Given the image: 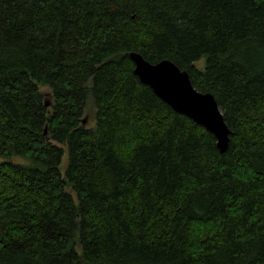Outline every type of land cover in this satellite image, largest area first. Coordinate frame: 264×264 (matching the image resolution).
Here are the masks:
<instances>
[{
    "label": "trees",
    "instance_id": "1",
    "mask_svg": "<svg viewBox=\"0 0 264 264\" xmlns=\"http://www.w3.org/2000/svg\"><path fill=\"white\" fill-rule=\"evenodd\" d=\"M131 51L214 96L223 152ZM12 154L32 165L0 161V264H264V0H0Z\"/></svg>",
    "mask_w": 264,
    "mask_h": 264
},
{
    "label": "water",
    "instance_id": "2",
    "mask_svg": "<svg viewBox=\"0 0 264 264\" xmlns=\"http://www.w3.org/2000/svg\"><path fill=\"white\" fill-rule=\"evenodd\" d=\"M129 57L134 65L133 72L143 84L174 111L210 131L220 152L227 148L230 129L211 93L198 91L192 85L188 72L168 59L152 63L134 51L129 52ZM85 122L84 118L82 123Z\"/></svg>",
    "mask_w": 264,
    "mask_h": 264
},
{
    "label": "rangeland",
    "instance_id": "3",
    "mask_svg": "<svg viewBox=\"0 0 264 264\" xmlns=\"http://www.w3.org/2000/svg\"><path fill=\"white\" fill-rule=\"evenodd\" d=\"M203 63H204V59L202 58L201 60H199L196 63V65L198 67L202 68ZM42 90H43V92H48L47 88H44ZM85 113H86V116H84V118L86 119L85 123L87 124L88 127H92L94 125V118H93V108L91 105L89 106V108L86 110ZM3 160H9L13 163L20 164L23 166H31L32 165V161L30 159L21 157V156L16 155V154H12L11 156H0V161H3ZM66 165H67V152L65 151V153L62 157V160H61V164H60V171L62 173L64 172ZM73 198H74V201L77 203V198H76V195L74 193H73Z\"/></svg>",
    "mask_w": 264,
    "mask_h": 264
}]
</instances>
